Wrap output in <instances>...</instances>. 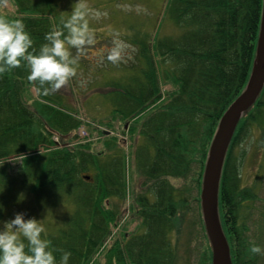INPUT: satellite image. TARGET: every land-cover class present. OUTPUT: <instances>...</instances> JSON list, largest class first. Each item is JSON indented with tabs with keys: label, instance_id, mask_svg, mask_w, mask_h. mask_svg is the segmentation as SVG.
<instances>
[{
	"label": "trees",
	"instance_id": "1",
	"mask_svg": "<svg viewBox=\"0 0 264 264\" xmlns=\"http://www.w3.org/2000/svg\"><path fill=\"white\" fill-rule=\"evenodd\" d=\"M4 1L0 0V16L22 19L37 48L61 16L57 0H8L15 7L8 14L1 10ZM165 2L152 31L135 30L142 35L135 42L140 56L139 81L134 78L135 84H115L119 94L112 101L108 121L99 120L112 129L118 122L119 129L129 131L131 138L139 135L135 164L144 176L146 193L139 192L134 201L140 205L142 221L134 231L123 233L122 240L106 241L112 235V221L119 216V200L114 207L104 204L110 196L120 199L127 193L125 178L131 164L125 152L113 148L111 142H116L117 135L111 134L114 138L105 144L103 140L99 151L91 149L94 141L53 146L55 134L66 140L82 119L47 82L40 85L29 80L26 62L0 72V223L13 215L14 206L16 211L29 209L23 207L20 191L41 205L43 190L62 188L75 208L48 238L57 259L62 251H70L67 264H188L191 254L183 255L180 240L181 217L187 209L202 244L197 264H211L212 248L200 204L203 169L220 116L250 76L263 0ZM163 83L172 85L164 99ZM44 87L50 88L47 94ZM133 117L136 121L129 123ZM255 130L257 148L264 152V86L239 120L223 165L221 217L236 250L233 264H246L240 257L244 228L237 224L241 220L237 211L242 217L239 207L244 201L235 198L244 159L238 149ZM41 146L45 147L42 151ZM18 156L17 169L6 162ZM91 164L96 172L87 173L90 177L86 179L82 170ZM189 172L190 182L195 179L191 186L183 188L170 180V176Z\"/></svg>",
	"mask_w": 264,
	"mask_h": 264
},
{
	"label": "rangeland",
	"instance_id": "2",
	"mask_svg": "<svg viewBox=\"0 0 264 264\" xmlns=\"http://www.w3.org/2000/svg\"><path fill=\"white\" fill-rule=\"evenodd\" d=\"M57 1L60 8L58 12L61 14V16H58L60 17L58 24H61L62 19L70 15V10L75 6L77 0ZM165 1L166 0H81V2L85 3L92 10L88 19L90 26L96 29L95 41L92 45H85V51L79 54L76 73L60 88L55 89L57 95L63 99L67 104L66 106L74 111V114H81V117L86 121L87 119L95 120V122L103 120L104 124L108 121L109 111L113 106L112 101L119 94L117 86L122 84L128 85L130 83L135 84L134 78L139 81V76L141 75L140 67H138V65H140V56H138V45L135 42L140 40L142 35L141 33H136L135 30L143 28L152 31L157 23V17H161L162 15L166 3ZM1 10L4 13H7L6 11L14 13L15 7L12 6L8 0H5ZM131 25H133V27H131ZM117 33L121 39L127 42L128 47L125 50L123 58L118 63H113L106 58V51L112 45L113 35ZM127 33H133L135 35L128 36ZM70 48L71 53L75 55V47L70 46ZM115 84H117V86H115ZM171 88L172 85L170 83H163L161 85L162 99L167 96V92ZM32 91L34 95L37 94V90L34 86L32 87ZM56 96L53 100L58 103L59 100ZM131 119L133 124L137 118L134 119L133 117ZM117 123L118 122H116V124ZM84 124L86 125L85 121ZM91 124L95 123L91 122ZM90 126L85 128L90 131ZM91 129H93V127H91ZM119 132L118 135L116 134V138L112 137L111 134H107L104 138H98L97 141L94 142L93 148H91L93 151L101 150L103 147L102 141L104 140L105 144L108 138L115 139L116 142H113L114 140L111 142L114 144L113 148H119L121 149L120 151H123V145L125 144L126 146V141L131 145V169L129 175L125 178V186L127 189L126 197L119 199L114 195L104 200L106 207H114L119 200V203L117 202L119 216L111 223L112 232L114 233L107 238L106 241H109V243L114 237L122 240L123 233L132 232L141 224L142 219L138 214L140 205L134 200L135 195L139 192L142 194L146 193V191H144V176L137 171L135 164L136 159L134 158L139 143V135H134L132 138L129 136L128 139H126L125 135L121 133L122 131L120 130ZM80 133H83V131ZM74 135L76 134L73 132L69 133L66 135L67 137H65L66 140L60 137L61 144L66 143L69 145L74 142H88L85 138H82L85 134H80L79 138H76ZM258 136L259 134L256 130L251 132L241 142L238 149L244 154V159L240 165L241 175L237 185L238 193L235 198L238 197L240 200L243 199L244 201L240 225L244 228L243 236L245 244L243 249L240 250V257L241 260L243 259L246 261V264H264V252L253 253L250 249V245L253 243L260 244L262 248H264V152H262V149L258 150L257 148L259 147L256 145V138ZM67 140L69 141L67 142ZM39 149H41V147H39ZM44 149L45 147H43L41 151ZM105 152H108V150ZM108 153H110V151ZM260 159L261 162L259 163L258 161ZM6 160V162H9L17 169L21 157H10ZM9 169L16 172V169ZM94 172H96V168L91 164L87 169L82 170V175L87 173L94 174ZM84 178L87 179L85 176ZM170 180L176 186L186 188L185 184L191 186L195 179L193 180L192 178V182H190L191 176L189 172L184 176H170ZM252 187H254V191ZM189 189L190 187L185 192ZM26 193L27 192L20 191L23 207H29V209L24 212L29 216L35 215L37 218H42V223H44L48 234L56 232L60 226L64 225L67 217L70 216L75 208V204L69 199L63 189L58 186L48 187L41 192V198H39L41 205H38L32 198L29 199L31 195ZM16 209L17 206H14L13 215L17 211H22H16ZM188 213H191L190 209H187L184 215L181 214L180 240L182 245L185 246V248L184 246L181 247V250L183 255L186 253L191 254L188 264H197L200 260L202 244H199L200 242L197 239L198 232L194 227L193 217L187 215ZM13 215L5 217L0 224ZM204 244L205 240L203 238V246ZM233 250L234 253H236L234 244Z\"/></svg>",
	"mask_w": 264,
	"mask_h": 264
},
{
	"label": "clouds",
	"instance_id": "3",
	"mask_svg": "<svg viewBox=\"0 0 264 264\" xmlns=\"http://www.w3.org/2000/svg\"><path fill=\"white\" fill-rule=\"evenodd\" d=\"M91 11L85 3L77 0L70 15L44 33V42L38 48L22 19L0 16V72L24 61L30 68L29 80L40 85L47 82L51 89L60 88L76 73L84 46L95 41L96 29L90 26L88 19ZM70 46L75 47V55ZM127 47V42L118 33L113 35L106 58L118 63ZM50 88L42 90L47 94ZM250 249L253 253L264 252V248L256 243L251 244ZM70 254L64 250L57 259L42 218L17 211L0 224V264H67Z\"/></svg>",
	"mask_w": 264,
	"mask_h": 264
},
{
	"label": "water",
	"instance_id": "4",
	"mask_svg": "<svg viewBox=\"0 0 264 264\" xmlns=\"http://www.w3.org/2000/svg\"><path fill=\"white\" fill-rule=\"evenodd\" d=\"M264 86V0L255 57L243 90L219 118L206 155L200 201L205 229L212 248V264H232L231 251L219 211L220 180L225 155L241 117L254 104ZM89 178L90 175L86 174Z\"/></svg>",
	"mask_w": 264,
	"mask_h": 264
},
{
	"label": "flooded vegetation",
	"instance_id": "5",
	"mask_svg": "<svg viewBox=\"0 0 264 264\" xmlns=\"http://www.w3.org/2000/svg\"><path fill=\"white\" fill-rule=\"evenodd\" d=\"M236 190H237V186H236ZM252 190L254 191V187H252ZM221 199H222V198L220 197V208H221V212L223 213V211H222V208H223V207H222V204H221V202H222ZM239 210H240V211H243L241 207H239ZM237 213H238L239 218L241 219V215H240L239 211H237ZM223 222H224V221H223ZM237 224H238L239 227L241 226V225H240V224H241L240 221H239Z\"/></svg>",
	"mask_w": 264,
	"mask_h": 264
},
{
	"label": "built area",
	"instance_id": "6",
	"mask_svg": "<svg viewBox=\"0 0 264 264\" xmlns=\"http://www.w3.org/2000/svg\"><path fill=\"white\" fill-rule=\"evenodd\" d=\"M81 131H83V133H81V134H83V135L87 133V131H86L83 127L81 128L80 132H81Z\"/></svg>",
	"mask_w": 264,
	"mask_h": 264
}]
</instances>
